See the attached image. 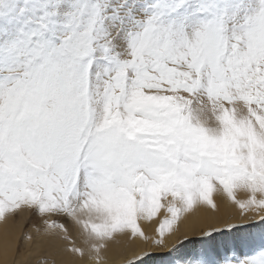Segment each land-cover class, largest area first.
<instances>
[{
	"label": "snow or ice",
	"instance_id": "obj_1",
	"mask_svg": "<svg viewBox=\"0 0 264 264\" xmlns=\"http://www.w3.org/2000/svg\"><path fill=\"white\" fill-rule=\"evenodd\" d=\"M0 226L3 264H264V0H0Z\"/></svg>",
	"mask_w": 264,
	"mask_h": 264
},
{
	"label": "bare ground",
	"instance_id": "obj_2",
	"mask_svg": "<svg viewBox=\"0 0 264 264\" xmlns=\"http://www.w3.org/2000/svg\"><path fill=\"white\" fill-rule=\"evenodd\" d=\"M214 201L216 200V196L214 194ZM238 198H240V194H238ZM236 209L229 203L225 202L220 205L219 210L215 211L210 206L201 208L196 215L193 217V220L196 221L198 224L200 221H203L205 219H210L215 216H229L234 214ZM158 217L157 219H159ZM141 226L144 227V223H141ZM157 225H153V227H156ZM119 249H115L113 255V258L109 261V264H120V256L118 255ZM0 264H3V229L2 226H0ZM149 264H159V262H149Z\"/></svg>",
	"mask_w": 264,
	"mask_h": 264
}]
</instances>
